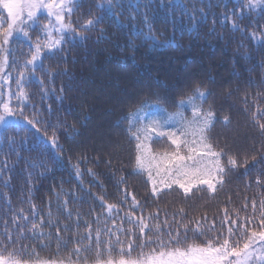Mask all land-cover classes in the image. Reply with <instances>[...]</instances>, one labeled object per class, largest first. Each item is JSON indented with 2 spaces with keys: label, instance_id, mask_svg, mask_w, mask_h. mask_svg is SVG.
Returning a JSON list of instances; mask_svg holds the SVG:
<instances>
[{
  "label": "trees",
  "instance_id": "1",
  "mask_svg": "<svg viewBox=\"0 0 264 264\" xmlns=\"http://www.w3.org/2000/svg\"><path fill=\"white\" fill-rule=\"evenodd\" d=\"M70 7L65 23L79 35L65 33L63 51L42 49L34 71L24 64L37 38L47 40L49 12L40 11L25 25L27 37L14 32L0 53L7 56L0 80L3 73L10 76L13 109L22 120L0 133V255L20 264H97L135 259L158 248L149 238L167 241L177 232L180 244L173 246L184 247L215 237L222 242L229 228L234 239L260 231L264 131L253 113L264 122V4L113 0L109 7L106 0H75ZM6 17L0 5V20ZM89 19L99 23L90 30L81 27ZM53 36L59 38L55 31ZM21 72L28 94L23 102L15 95ZM196 86L208 93L203 109L214 118L207 142L222 154L226 172L215 192L199 184L189 193L177 184L165 188L160 181L174 177L156 175L164 153L176 151L159 131L179 134V124L150 136L143 169L136 164L137 141L128 131L134 118L144 123L163 118L153 110L133 116L143 100L160 99L173 112L171 102L192 94ZM18 109L38 121L39 133L21 126L25 120ZM184 114L191 119L189 107ZM43 133L47 137L41 139ZM180 152L190 155L184 145ZM230 157L237 159L236 167L228 164ZM198 159L213 164L212 157ZM32 162L45 166L35 168ZM149 169L160 189L156 194ZM107 204L115 206L110 213ZM137 218L148 225L143 233Z\"/></svg>",
  "mask_w": 264,
  "mask_h": 264
},
{
  "label": "snow or ice",
  "instance_id": "2",
  "mask_svg": "<svg viewBox=\"0 0 264 264\" xmlns=\"http://www.w3.org/2000/svg\"><path fill=\"white\" fill-rule=\"evenodd\" d=\"M75 0H0V5L3 9L7 11V17L5 20H0V53L4 51V45L7 44L10 37H12L14 32L23 33L24 36H28V32L25 28V17L28 21H32L37 13L42 8H46L49 14L55 17L56 27L51 24L45 26V35L47 40L41 42L37 38L34 46L30 49V59L25 61V69L31 67L35 70L36 62L41 57L42 49H47L49 51L56 49L63 51L62 44L64 42L65 33H76L75 28H73L71 23H65V12L71 13L72 8L70 7ZM109 7H111L113 0H106ZM264 4V0H250L249 7H258ZM4 23L7 24L4 27ZM99 23V20L89 19L81 27L86 29H91L93 26ZM30 26V25H29ZM235 27V25H233ZM59 34V38L53 36V32ZM147 39H152L156 41L155 36H146ZM30 39V37H29ZM81 39H86V37L81 36ZM7 64V56H0V72L3 71ZM20 79L17 80L18 91L15 93L18 101L23 102L28 100V94L23 89L22 79L24 73L18 74ZM13 93L9 92V101H0V126L7 123L6 117L14 116L15 111L10 106V101ZM208 93L202 90L199 86H196L192 94L187 97H183L179 100H173L171 103L175 105L176 111L169 112L167 108L163 106L160 99L151 100L145 99L138 106L136 113L132 114L135 117L146 116L149 110H153L157 113H161V116H156L149 119L147 123H144L142 119L134 118L129 124V133L131 138L137 141L136 149V164L139 168L143 169L145 167V152L150 154V149L146 146V141L150 138L152 134H156L159 129L165 127H173L179 124L181 128L176 131H159L160 136H167L171 139L172 144L176 146V151L172 153H164L162 160V165L158 163L156 165V175L160 176L162 173L165 176L174 177L169 181L161 180L165 188H171L173 184L179 185V188L183 189L184 193H189L192 191L193 187L197 184L206 185L208 189L215 192L216 187L219 184L224 183V176L226 174L225 167L220 160L221 153L218 151H213V145L208 143V137L206 133L212 127L214 113L208 109H203V102L206 101ZM189 107L192 112L191 119L187 118L184 114V109ZM20 115L23 117L22 109H18ZM259 111V109H258ZM264 115V113H261ZM25 124L22 127H28L34 129L35 132L39 133L40 129L36 127L38 121L34 119H29L23 117ZM253 118L256 119L258 127L260 130L264 131V122H260L256 117V113H253ZM224 121L229 122L228 117H224ZM137 125H139L137 127ZM135 128V131L132 129ZM192 136L194 139L189 141L188 136ZM47 137L46 133L41 134V139ZM15 144V141H11ZM50 143L52 145H57L55 136L50 138ZM196 144L198 147H193L190 145ZM184 145L187 147L190 155L181 154L180 148ZM11 150H15L14 148ZM212 157L213 164L211 167L202 164L198 157ZM153 159H155L153 157ZM255 160V157H252ZM191 161L189 165L187 162ZM247 164V159L244 161ZM228 164L236 167L237 159L235 157H230L228 159ZM32 166L35 168H42L45 165L43 162L37 163L32 162ZM78 171V170H77ZM31 175V173L29 174ZM148 178L152 182V193L156 194L160 189L157 186V180L153 176L151 169L148 171ZM257 183H261L260 179L257 178ZM102 199V198H101ZM133 203L138 204L135 197H132ZM264 205V202H262ZM255 207V202H253ZM115 206L113 204H107V209L109 213L113 211ZM51 215V213H49ZM140 225V232L143 233L148 225L143 221L142 218H137ZM260 231L252 230L246 237H241L240 239H234L233 231L231 228L228 229V237L220 241L219 237H215L214 240H209L205 244H188L184 247L173 246L179 245V233L177 232L176 238H169L165 241L162 237H158L156 240H151L149 238V243H156L158 245L157 249L150 250L147 253L141 252V254L135 258L125 259L121 257L118 261H102L98 260L97 264H249L250 259L255 256V245L257 243V238L259 241H264V219L259 221ZM39 225H33V229L38 228ZM159 228V225L156 226ZM187 231V229H185ZM247 231V229H245ZM203 234V233H201ZM241 240H243L241 246ZM117 242L119 239L117 237ZM128 249L131 251L132 243L128 244ZM79 248L76 249L79 252ZM110 250V246H109ZM260 259L264 262V249H261ZM235 258V260L230 259ZM0 264H20L19 261L12 258L5 259L0 255ZM42 264H51V262L45 261Z\"/></svg>",
  "mask_w": 264,
  "mask_h": 264
},
{
  "label": "rangeland",
  "instance_id": "3",
  "mask_svg": "<svg viewBox=\"0 0 264 264\" xmlns=\"http://www.w3.org/2000/svg\"><path fill=\"white\" fill-rule=\"evenodd\" d=\"M48 0H45V3H47ZM248 2L250 3V0H248ZM42 10H45L47 13H48V10L46 8H42L40 9V11ZM38 12L36 17L32 20V21H29L26 19L25 20V25H27L28 23H32L35 21V19L37 18L38 14H40L41 12ZM49 14V13H48ZM50 15V22L53 27H56V21H55V17H52L53 15L49 14ZM2 80H0V101L2 102H8L9 101V82H10V76L8 74H5L3 73L2 74ZM10 106L13 108V105H12V98H11V101H10ZM7 119V123L4 124L3 126H0V133L1 131L3 130V128L5 126H7L8 124H11V123H16V122H20L22 121L16 114L15 112V115L14 116H9V117H6ZM255 247V256L253 258L250 259V262L249 264H258L259 260H260V256H261V249H264V241H259V239L257 238V243L256 245L254 246ZM233 260H235V258H232Z\"/></svg>",
  "mask_w": 264,
  "mask_h": 264
}]
</instances>
